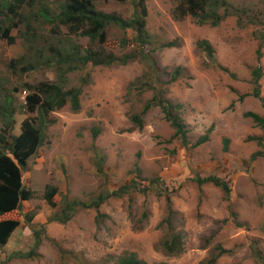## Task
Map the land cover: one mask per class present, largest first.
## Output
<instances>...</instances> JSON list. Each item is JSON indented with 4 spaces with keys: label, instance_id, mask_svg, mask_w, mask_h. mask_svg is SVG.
<instances>
[{
    "label": "rangeland",
    "instance_id": "1",
    "mask_svg": "<svg viewBox=\"0 0 264 264\" xmlns=\"http://www.w3.org/2000/svg\"><path fill=\"white\" fill-rule=\"evenodd\" d=\"M226 1L230 15L213 27L210 18H178L187 0H146L148 38L142 45L135 30L113 23L103 44L57 29L49 19L62 14L67 0H30L17 15L9 11L14 0H0V149L21 134L26 119L37 117L26 103L43 84L82 90L79 112L67 104L50 114L45 143L23 169L32 198L0 217L20 222L0 246V264H117L131 255L146 264H264V127L247 116L264 119V0ZM90 5L124 21L136 10L134 0ZM8 29L13 43L3 38ZM199 40L211 43L213 58L197 47ZM171 42L178 46L167 47ZM53 49L135 58L68 74L59 67L22 71ZM259 68L263 77L255 82ZM157 98L181 108L175 113L188 131L187 143L174 140ZM8 102L15 114L3 120ZM148 103L153 107L143 115ZM133 116L141 117L143 129ZM207 135V143L194 147ZM209 176L226 182L230 197L213 183H199ZM132 181L127 194L105 201L100 216L83 206ZM54 190L52 207L46 199ZM67 203L76 206L63 213ZM65 214L72 215L69 222L55 220ZM174 237L181 244L171 253Z\"/></svg>",
    "mask_w": 264,
    "mask_h": 264
},
{
    "label": "trees",
    "instance_id": "2",
    "mask_svg": "<svg viewBox=\"0 0 264 264\" xmlns=\"http://www.w3.org/2000/svg\"><path fill=\"white\" fill-rule=\"evenodd\" d=\"M91 1L96 0H67L66 8L62 14L53 16L49 19L50 24L56 26L57 29L66 28L71 35L88 38L91 43L103 44L106 42V30L109 24L119 25L124 30L132 28L136 31V41L139 44H147L148 34L146 31V0H134L136 4L135 14L133 19L130 21H124L116 15H111L97 11L93 6L90 5ZM119 2H126L128 0H117ZM30 0H14L9 7V11L17 15L18 10L25 6H31ZM211 7V12H207V8ZM186 7L178 18H186L192 16L200 18L203 22L207 21V18L212 20L211 25L213 27L218 26L225 17L230 15L229 5L226 0H187L184 4ZM221 8H225L224 16L218 14ZM47 11V10H46ZM199 22V21H198ZM3 38L13 43L15 40L10 36V30H6L3 33ZM176 42H171L167 47H177ZM197 47L204 51L210 58L215 55V50L211 43L207 40H199ZM264 49V36H263V47ZM261 48V50H262ZM258 53L261 54L260 49ZM146 60L151 62L152 68L155 67V63L151 60L148 54L143 55ZM135 57L126 56L123 59H117L111 55H105V53L95 51L93 49L85 50H71L66 49H53L52 54L47 58L38 61H28L25 63V68L22 70L25 73H30L34 70H39L41 67H59L62 73H72L77 70H81L83 67L91 64L93 66H112L115 62L119 61L121 64L126 65L129 60ZM179 67L177 74L171 79V82L177 81L180 76ZM253 76L256 78L255 82L263 77L262 70L255 69ZM82 90L80 88L65 89V86L58 84H43L40 90L27 98L26 108L31 114L36 113L37 117L32 119H26L22 124V132L18 136H14L12 142L6 145L5 149H0V217L21 208L22 202H26L32 198V192L26 190L23 186V169L26 168L29 160L38 152L39 148L45 143V132L44 128L47 125L52 124L50 121V114L64 108L67 104L73 111L79 112L81 110L80 96ZM255 95H259V91L255 92ZM158 101V107H160L165 114L166 120L171 124L176 133L174 140L181 141V144L188 142L185 124L182 122L180 116L176 114V110H180V107L175 106L169 101L163 99H156ZM153 107L152 103H148L142 114L144 115ZM3 120H11L14 117L15 109H12V103L8 102L3 108ZM247 116L253 118L261 127H264V119L254 113H248ZM134 124L139 129H143V121L140 116H133L131 118ZM54 122V121H53ZM9 124H12L10 121ZM10 126V125H9ZM212 130V129H210ZM100 134V130L93 129V136L97 138ZM209 136H205L197 141V147L207 143ZM230 140L226 138L224 140V152L227 153L229 150ZM135 181L131 184H125L120 186L118 189H114L109 195H100L98 199L93 201L90 205L84 204L86 209L94 208L100 216V207L105 203L106 200L112 197H121L127 194L134 186ZM199 183L201 185L205 183H213L217 187L221 188L225 194L230 197L231 187L218 178L217 176H209L200 178ZM56 194V190L52 191L47 195V201L50 206L55 207L53 198ZM168 203L171 206V200L168 199ZM75 203H67L63 213L73 211ZM173 212L171 211V214ZM55 217L56 221L61 223H67L72 219V215L65 214L62 216ZM20 226V222L13 219L0 220V246L6 245L9 242L10 237L15 230ZM35 249H38L41 244L40 233L35 235ZM180 237H174L168 249L171 253H174L180 247ZM228 251L221 249V254H225ZM35 255L34 251L30 253V256ZM117 264H146L144 261L138 259L135 255L122 258Z\"/></svg>",
    "mask_w": 264,
    "mask_h": 264
}]
</instances>
